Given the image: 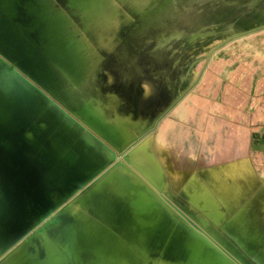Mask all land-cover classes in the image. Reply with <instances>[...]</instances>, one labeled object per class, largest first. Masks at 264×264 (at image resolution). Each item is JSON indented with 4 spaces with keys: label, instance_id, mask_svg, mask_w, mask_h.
<instances>
[{
    "label": "rangeland",
    "instance_id": "374dc122",
    "mask_svg": "<svg viewBox=\"0 0 264 264\" xmlns=\"http://www.w3.org/2000/svg\"><path fill=\"white\" fill-rule=\"evenodd\" d=\"M173 1L174 13L165 25H152L139 35L133 56L100 57L95 81L88 90L102 98L116 95L124 114L141 119L137 134L146 139L147 156L155 160L161 172L159 190L147 188L153 186L152 181L137 182L133 169L110 178L118 162L113 158L98 169L79 170L77 176V172L69 176L51 171L52 163L56 159L63 162L67 154L56 149L52 137L44 136L41 125L36 124L50 122L61 111L51 102L38 114L31 99L25 127L31 123L27 131L33 132L37 143L33 148L39 147L32 148L29 159L32 158L25 168L28 172L38 171L44 183L52 179L51 197L59 187L65 190L55 192L53 201L45 199L36 187L31 195L39 208L46 206L45 213L55 202L58 209L77 197L67 205L70 211L67 215L61 216L60 212L52 220L57 229L45 233L42 242L30 238L21 245L22 233L16 240L9 234L8 240L15 241L7 240L5 247L11 243L12 248L21 246L5 261L6 248L0 247V264H254L248 257L253 256V251L236 248L223 234L233 227L230 214L238 215V211L230 208L238 205L239 199L232 201L230 195V180L237 173L227 171L204 184L200 179L192 181V176L186 177L184 172L199 169L200 173L203 168L213 166L216 161L212 157L223 156V150L229 147L246 154L256 150L253 133L264 124V56L243 44L254 43L264 52V0ZM34 4L42 9H19L28 14L32 27L18 18L19 11L0 8V52L43 85L35 83L43 98L53 99L74 113L58 96L57 89L52 88L58 85L54 78L68 85L79 65L84 67L90 58L97 59L99 51L95 49L94 37H124L136 28L140 17L131 10V3L117 0H81L79 4L73 1L68 10L66 0H35ZM39 11L45 16H38L41 21L38 23L32 16ZM110 11L117 16H109ZM175 29L183 34L170 37L160 50L159 36L169 37ZM252 34L254 37L247 38ZM75 62L79 65L73 66ZM21 73L27 77L24 71ZM10 91L16 93L12 88ZM138 108L143 110L140 115ZM75 118L80 121L78 116ZM73 124L84 135L83 127ZM190 137L195 153L192 155L190 147L184 154L178 152L180 141L186 147ZM241 139L245 148L239 145ZM110 145L106 143L114 152ZM119 155V151L114 152L115 158ZM184 160L192 165L186 166L183 173L177 170L178 175L172 172V166ZM67 178L70 180L66 183ZM75 183L79 184L74 187ZM141 189L148 193L141 194ZM209 196L220 208L210 206ZM3 199L8 200L6 195ZM96 221L105 227H94Z\"/></svg>",
    "mask_w": 264,
    "mask_h": 264
},
{
    "label": "bare ground",
    "instance_id": "6f19581e",
    "mask_svg": "<svg viewBox=\"0 0 264 264\" xmlns=\"http://www.w3.org/2000/svg\"><path fill=\"white\" fill-rule=\"evenodd\" d=\"M73 1L77 2L78 4L79 2H81V0H66L67 5L65 8H67V10L69 9V7H72ZM117 1L127 3V5L131 3V10H133V12L134 11L137 12L140 17V20L135 25L136 28L128 32V34L125 35L124 37H114V36L94 37L95 49L99 51L97 57L98 62L97 59H95L94 57L90 58L89 64L87 62V66L84 67H80V65L75 62L73 66L74 65L76 66L79 65V66L78 69H76V71L74 70L75 72L73 71L74 73L71 75L68 85H62L63 80L54 78L55 82H57L58 85L57 87H52V88L55 91L57 89V91L59 92L58 96L59 94L61 95L60 97L63 98L65 103L67 102L66 104H68L69 108L71 107L73 109L74 113L80 118V121L75 118L76 116L72 114L73 112L70 109L69 110L72 113L69 110L65 109L64 107L58 105L53 99L43 98L35 90L31 81L24 79L21 76V73L19 71L20 68L16 66L15 63L11 62L3 54L4 52L3 53L0 52V157H2L4 151H7L4 157V164L6 169H3V172L0 175V191L3 192L4 190L5 195L8 199L7 202L5 203L4 210L0 213V247H5L8 241L10 242L12 239L14 240V238L12 239L10 238L11 240H8L9 234L10 235L13 234L15 236V239H17V237L20 236L19 234L25 231L26 232L23 235V242L21 243V245L30 238L36 241L40 239L41 240L40 242H42L43 239L46 238L45 233L49 231L52 232L53 229L56 228L55 223L52 222V220L55 219L56 215H59L61 212V216H65L67 215L66 213L69 211L68 206H66L67 208L65 212L62 213L64 208L56 212L55 210H53L56 204V202L54 201L55 202L54 206L51 207L50 210H47L48 211L47 213H45L46 206L43 208H39L38 205L39 203L37 204V201H35V198H33L31 195L32 193L31 191L35 189L33 187H36L40 189L43 196L45 195V199H52L51 191L54 188V186H52L48 182L49 184L48 189L43 190L44 181L43 178L41 177V174L38 173V171L28 172L25 168V162H27V160L29 159V154L35 143L34 145L32 144V147L29 146L28 148H26L24 141L18 138V133H21L20 132L21 128L24 127L26 124H28V119L26 114L29 110H31L32 107L31 99L35 101V105L37 106L36 110L38 114H40L43 110H45L48 104H50L51 102L54 103L61 111V113L57 114L54 118H52L50 122L44 124L40 122L39 124L38 121L36 124V125H41L44 136L50 135L52 137V139L55 141L54 147L56 149H61L65 154H67L63 162L62 161L59 162V160L56 159V161L52 163L51 171L55 172L56 174H60V175L67 174L69 176H72L77 172L76 174L77 176L79 170L81 172V170H85V169H93V170L98 169L104 166L109 161V159L113 158L115 160H118V162L115 169L111 171L109 176L110 178L121 176L124 172L133 169L136 171V173L134 172L133 175L134 178L137 179V182L138 180L140 182H142L143 180H145V182L152 181L153 186L149 185L147 188L149 190L152 189L153 191L159 190L158 181L161 178V172L158 166H156L155 160L152 158L150 159L147 156L146 148H145L146 139H144L143 137H139L137 134V128L139 123L141 122V119L139 117H133L131 115L124 114L119 109L120 103L116 95H108L106 98H102L100 96H95L89 93L88 90L93 86L95 77L97 75L95 68L98 66L100 67V60L107 55L116 58H120V57L129 58L133 56L135 46L139 40L138 38L139 35L142 34L144 31H146L148 28H150L152 25H165L166 20L170 17L171 14L174 13L173 11L175 9L174 1L173 0H165L163 2H160L158 0H117ZM34 3L35 0H0V8L4 11L5 10L9 11L11 9L19 11L18 18H20V20H23L27 25H30V27H32L34 25L32 24L33 21L32 22L28 21L26 17L28 16V14L24 11L20 12L19 9L20 7L33 11L37 9L38 10L42 9V7L39 6L40 3H38L39 5H36ZM103 9H101L102 10L100 11L101 13L104 11ZM105 12L106 11H104V14ZM16 13L17 12H15V14ZM43 15L45 16L43 12L39 11V13H35V16H32V18L35 17L37 20L38 16H43ZM109 16L116 17L117 14L110 11ZM39 19L37 21L38 23L40 21ZM202 32L203 31L201 30L200 33ZM182 34L183 32L175 29L170 32L169 37H166L165 35L159 36L157 43L160 50L164 47L165 43L170 37L180 36ZM251 37H254V34L248 36L247 38H251ZM2 45L5 49H7V47L4 44ZM243 46L247 49L248 48L255 49V51L258 54H260L262 57L264 56L263 55L264 52L259 51V49L256 48V45L254 43L251 42L244 43ZM53 63L55 64L54 61ZM11 88L16 91L15 94H13L10 91ZM52 95L55 98H57L55 94ZM17 98L18 101L16 100ZM57 99L59 100V98ZM59 101L61 102V99ZM62 104L64 105V103ZM64 106L66 107V105ZM138 113L140 115L141 113H143V110L141 108H138ZM5 122H8L9 125L7 128H2ZM73 122L79 125V127L80 126L83 127L84 135L78 132V128L75 124H73ZM90 128H92L95 131V133L90 131L91 130ZM10 134H13L15 136L14 140L12 137H10ZM6 138L7 140H5ZM107 142L111 144L110 146L115 151H119L120 155L118 158H115L114 156L115 151L113 152L112 149L106 146ZM188 142H189L188 145L185 147L180 141L178 146L180 149H178L177 151L184 154L186 148L190 147L191 149L190 151L193 155L195 153V146L193 145V140L191 139V137L188 139ZM113 145L116 146L118 150ZM10 147L13 149V154L10 158H8V148ZM37 147L39 146L36 145V147L34 148ZM18 150L20 151V153H17ZM188 165H192V164L190 163L189 160H184V163L178 165L176 164L174 167L172 166V172L174 173L176 172L175 174L178 175L179 173L177 170L180 169L181 173H183L185 167ZM161 167L163 166L161 165ZM72 168H75V170H72ZM184 173L186 177L192 176V178L195 180L199 179L198 175L191 174L192 172L190 170L185 171ZM104 174L105 173L103 172L100 176L95 178L94 184ZM101 179H104V177H102ZM68 180L70 179L67 178L65 180L66 183ZM77 181L79 180L77 179ZM70 182H72V179ZM79 182L81 183V181ZM61 188H63V186ZM145 193H148V191L141 189V194H145ZM153 193L157 195L155 192ZM160 195L162 196V194ZM160 195L157 197L158 198L161 197ZM22 198H24V200H22L20 205H18L17 202L20 201V199ZM160 200L163 202L164 199L163 200L160 199ZM207 200L210 201L211 207H214L215 209L217 208V205L213 203V198L209 196ZM50 205L51 203H49L48 206ZM96 224L97 225H95L94 227H98V228L105 227L98 221H96ZM62 226L64 227V225ZM194 228L192 227L193 231ZM202 229L204 230L203 227ZM198 232L200 234V231ZM204 233L206 232L204 231ZM204 233L202 235H204ZM213 244L214 243H211L210 245ZM19 247H15V248L13 247L7 249L4 255V261L9 255H11ZM221 250L219 251L221 252ZM225 255L224 257H226ZM196 261L198 262V259ZM194 264L196 263L194 262ZM235 264H237V262Z\"/></svg>",
    "mask_w": 264,
    "mask_h": 264
},
{
    "label": "crops",
    "instance_id": "0c3cea01",
    "mask_svg": "<svg viewBox=\"0 0 264 264\" xmlns=\"http://www.w3.org/2000/svg\"><path fill=\"white\" fill-rule=\"evenodd\" d=\"M31 134H33L31 131H27L24 134L18 133V138L24 141L26 148L29 146L32 147V144L34 145V143L37 144L35 140H33ZM244 139L238 141L239 145L243 148L246 147ZM253 139L256 150H252L251 154H246L244 151L241 153L232 151L230 150V147H227L228 149L223 150V156L217 155L212 157L214 161H216V164L208 168H203L200 170V173L197 172L199 169L197 171L193 170L191 174L196 172L199 179L204 182V184H208V181L216 179L215 175H224L227 171L237 173L236 177H233L230 180L232 186L230 195L232 201L236 197L239 200L238 205H232L230 208L234 211H238V215L234 216L233 214H230L231 226L233 227L230 229V232L223 231V234L235 244L236 248L242 251H253V256L248 255V257L254 264H264L263 123L255 129ZM32 151L33 150L31 149V152ZM6 153L7 151H4L2 157H0V175L3 172V169H6L4 164ZM17 153H20V151L18 150ZM194 180L195 179L192 178V181ZM222 193L225 194L226 189H223ZM2 196H5L4 190L3 192L0 191V213L4 210L6 203L4 199L1 201ZM217 208L220 207L217 205ZM221 209L227 210L225 206H221Z\"/></svg>",
    "mask_w": 264,
    "mask_h": 264
},
{
    "label": "water",
    "instance_id": "95a60500",
    "mask_svg": "<svg viewBox=\"0 0 264 264\" xmlns=\"http://www.w3.org/2000/svg\"><path fill=\"white\" fill-rule=\"evenodd\" d=\"M19 71H20V73H21V71H24L25 73H26V75H27V77L26 76H24V75H22V73H21V76L24 78V79H27V80H30L31 81V83H32V85H33V87L35 88V90L37 91V89H36V84L35 83H38V84H40V85H42L40 82H38V81H36V80H34L32 77H30L29 75H28V73H27V71L26 70H21V69H19ZM43 86V85H42ZM38 92V91H37ZM50 93V92H49ZM51 94V93H50ZM52 95V94H51ZM53 96V95H52ZM71 112V111H70ZM72 113V112H71ZM74 116H77V115H75L74 113H72ZM79 118V117H78ZM29 121H30V116H29ZM8 125H9V123L8 122H5L4 124H3V127L2 128H7L8 127ZM31 127V124H29L28 126H24V127H22L21 128V132L24 134L26 131H27V129H29ZM10 137H12L13 138V140L15 139L14 137V135L13 134H10ZM5 140H7V138L5 139ZM45 142H48V139H46L45 140ZM12 154H13V149L10 147V148H8V158H10L11 156H12ZM30 160V159H29ZM27 163H28V160H27V162H25V165H27ZM22 169V168H21ZM72 170H75V168H72ZM49 182H52V179H50V181ZM80 183V182H79ZM79 183H75L74 184V187L77 185V184H79ZM43 186V185H42ZM74 187H73V189H74ZM48 189V183L47 182H45L44 183V186H43V190H47ZM72 189V190H73ZM71 190V191H72ZM91 190V189H90ZM60 191H62V188L61 187H59L58 188V190H56V191H54L53 193H52V201H53V194L55 193V192H60ZM70 191V192H71ZM69 194V193H68ZM67 195V194H66ZM81 196V195H80ZM77 197V196H76ZM75 197V198H76ZM74 198V199H75ZM73 199V200H74ZM22 200H24V198H22V199H20V201H18L17 202V204L18 205H20V203L22 202ZM72 200V201H73ZM71 201V202H72ZM71 202H69V203H71ZM68 203V204H69ZM68 204H66L64 207H61V208H56V207H54L53 208V210H60V209H63V208H65ZM56 205V204H55ZM26 232V231H25ZM25 232H23L22 234L24 235V233ZM21 234V235H22ZM16 240V239H15ZM14 240V241H15ZM12 246V244H10L6 249H4V250H6L7 251V249H9L10 247ZM12 248V247H11ZM74 261H75V259L74 258H72Z\"/></svg>",
    "mask_w": 264,
    "mask_h": 264
}]
</instances>
